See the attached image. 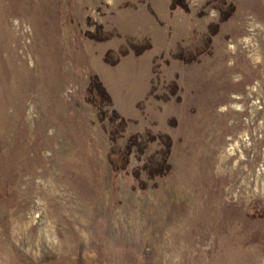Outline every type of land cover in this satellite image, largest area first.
I'll use <instances>...</instances> for the list:
<instances>
[{"label": "rangeland", "instance_id": "rangeland-1", "mask_svg": "<svg viewBox=\"0 0 264 264\" xmlns=\"http://www.w3.org/2000/svg\"><path fill=\"white\" fill-rule=\"evenodd\" d=\"M0 264H264V0H0Z\"/></svg>", "mask_w": 264, "mask_h": 264}, {"label": "bare ground", "instance_id": "bare-ground-1", "mask_svg": "<svg viewBox=\"0 0 264 264\" xmlns=\"http://www.w3.org/2000/svg\"><path fill=\"white\" fill-rule=\"evenodd\" d=\"M243 98L245 99L246 97H245V96H243ZM232 99H233V97H232ZM232 99H231V100H232ZM229 110H230V107H228L227 111H229ZM236 125H237V123H236L235 121H233V123H232V125H231V126H233V127H234V126H236Z\"/></svg>", "mask_w": 264, "mask_h": 264}]
</instances>
